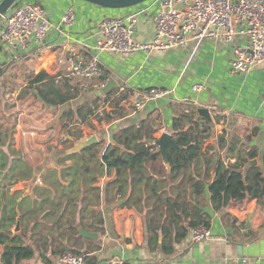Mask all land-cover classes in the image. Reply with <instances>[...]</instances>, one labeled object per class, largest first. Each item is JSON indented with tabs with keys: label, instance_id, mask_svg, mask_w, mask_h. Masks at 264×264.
I'll list each match as a JSON object with an SVG mask.
<instances>
[{
	"label": "crops",
	"instance_id": "obj_1",
	"mask_svg": "<svg viewBox=\"0 0 264 264\" xmlns=\"http://www.w3.org/2000/svg\"><path fill=\"white\" fill-rule=\"evenodd\" d=\"M26 2L41 5L45 9L51 29L41 43H32L26 51L11 54L0 44V69L10 66L15 76L10 81L23 82L32 72L63 76L71 60L83 54L98 59L106 80L100 84H90L89 92L64 106H48L40 99L37 100L39 108L31 110L32 123L26 132L36 133L37 137L29 140L41 145L37 152L42 169L34 180L20 182L16 190L32 194L35 186H44L42 175L47 170L70 168L71 176L64 185L72 191L78 181L80 162L75 156L69 157L71 153L68 151L76 144L96 136V144L101 143L105 151L113 143V136L118 131L138 126L150 115L161 116L162 128L155 135L160 138L166 132L171 134L173 118L185 110H194L199 122L208 121L212 124V135L207 145L218 148L219 137L225 133L226 143L218 148V155L225 162L246 163L248 154L256 149L257 155L252 162L256 161V166L263 167L264 66L258 65L248 73L231 72L230 62L235 58V48L246 44L239 32L233 43H227L222 38L192 39L187 47L174 48L164 54L141 50L129 56H116L97 49L102 21L106 18H127L140 10H146L138 20L136 36L140 43H149L155 35L154 17L160 10L158 5H154V0L137 8L123 10L106 9L83 0H24L21 3ZM69 10L74 13V21L60 26ZM110 79L114 86L111 92L120 91L121 88L132 92L161 88L174 93L169 99L149 103L141 111L134 110L130 99L129 102L121 103L116 110L108 105L105 111L112 119H105L101 123L92 120L94 128L72 125V132L77 135L65 137L61 129L63 114L69 109L77 110L96 96H102L97 93ZM197 85L204 87L198 93L194 90ZM16 103L18 147L25 140L20 131H25L26 127L20 118V105L23 102ZM200 109H206L211 120L202 115ZM59 160L61 164H58ZM115 175V171L106 174L96 186L103 189ZM38 180L42 182L41 185H37ZM123 204L124 201L117 205L103 199L99 209L103 214L105 233H97L99 237L96 241L85 238V241L79 242L83 255L89 259L96 258V262L93 260L91 264H110L113 259H122L131 264H238L244 260L250 264H264V207L261 208L256 201L234 203L221 212L213 213L210 223L213 237L192 243L188 235L182 243L176 245V252L172 256H165L160 248L152 252L149 250L144 217L132 209L122 207ZM226 214L237 218L238 226L246 224L247 228L235 233L224 218ZM251 214L253 217L249 225ZM74 240L62 243L55 241L41 247L33 259L23 264H60L59 255L54 253L64 247L71 249Z\"/></svg>",
	"mask_w": 264,
	"mask_h": 264
},
{
	"label": "trees",
	"instance_id": "obj_2",
	"mask_svg": "<svg viewBox=\"0 0 264 264\" xmlns=\"http://www.w3.org/2000/svg\"><path fill=\"white\" fill-rule=\"evenodd\" d=\"M4 22L3 18L0 29ZM0 71L2 264H23L33 259L41 247L73 239L71 249L64 247L54 254L60 256L70 250L83 255L79 242L86 239L80 235L79 227L100 235L105 233L104 218L99 209L103 199L117 205L124 201L122 207L142 215L146 221L149 250L152 252L160 248L165 256L174 255L176 245L182 243L192 229L210 228L215 212L247 201H256L261 208L264 207V159L262 168L253 165L252 160L257 155L254 149L248 154L246 163L225 162L218 155V148L226 143L225 133L219 137L218 148L207 145L212 135V124L199 122L194 110H185L173 118L171 134L178 146H167L168 162L164 161L160 148L155 144L159 139L155 135L162 128L161 116L150 115L138 126L118 131L105 151L98 143L70 155L80 162L78 181L72 191L64 185L71 176L70 168L47 170L42 175L44 186H35L32 194L16 190L20 182L34 180L42 169L40 163L30 162L22 146L17 147L16 101L23 102L32 97L34 102L40 99L48 106H64L80 99L89 92V88L83 89L80 81L62 75L32 72L23 81L18 99L10 103L5 94L11 90L7 85L15 76L10 66H4ZM105 80L103 73L86 85L89 87ZM132 93L128 89L124 92L114 90L96 96L77 110H67L61 117L63 134L71 138L77 135L72 132V125L94 128L92 120L101 123L112 119L105 108L109 105L119 109L121 103L129 102ZM113 171L116 172L115 178L107 182L103 189L96 186L100 178ZM207 199L210 205H207ZM224 218L235 233L247 228L246 224L238 226V219L230 214ZM43 260L45 262L44 257ZM93 260L95 263L96 258L86 256L88 264Z\"/></svg>",
	"mask_w": 264,
	"mask_h": 264
},
{
	"label": "built area",
	"instance_id": "obj_3",
	"mask_svg": "<svg viewBox=\"0 0 264 264\" xmlns=\"http://www.w3.org/2000/svg\"><path fill=\"white\" fill-rule=\"evenodd\" d=\"M159 13L154 17L155 35L151 42L137 40V24L146 10H140L127 18H106L98 31L97 49L116 56H129L144 50L150 53H167L174 48L187 47L192 39L222 38L233 43L239 34L246 44L235 48V58L230 62L232 73H248L258 65L264 66V0H154ZM0 29V44L12 53L26 51L32 43H41L49 34L51 24L45 9L38 4L26 2L15 6L4 17ZM74 21L72 10L67 11L61 25ZM103 75L97 58L83 54L74 57L64 77L86 83ZM204 87L197 85L198 93ZM125 89L121 88L120 92ZM174 91L161 88L135 90L131 104L135 111L143 110L149 103L169 99ZM22 137H35L33 131H20ZM40 180L37 185H41ZM192 243L212 238L210 228L198 227L189 233ZM60 264H87L86 256L68 250L62 253ZM110 264H125L122 259H113ZM238 264H250L244 260Z\"/></svg>",
	"mask_w": 264,
	"mask_h": 264
},
{
	"label": "water",
	"instance_id": "obj_4",
	"mask_svg": "<svg viewBox=\"0 0 264 264\" xmlns=\"http://www.w3.org/2000/svg\"><path fill=\"white\" fill-rule=\"evenodd\" d=\"M24 0H3L0 3V21L8 14V12L18 3L22 2ZM88 3H91L93 5L106 8V9H112V10H123V9H130V8H137L140 7L146 3H148L151 0H83ZM1 72V71H0ZM113 80L110 79L105 87H103L101 90L98 91V95H105L106 93L111 92L113 89ZM199 112L202 115H205V117L209 120H211L210 116H208V111L206 109H200ZM97 143L96 136H93L89 138L88 140L78 143L75 145L73 149L68 151L73 154H78L81 151H83L85 148L90 147L92 145H95ZM153 143V142H152ZM155 144L160 148V152L164 158L165 162H168L167 157V146L173 145L178 146L177 142L174 140L173 136L166 132L164 133L156 142ZM253 165H256L257 162H252ZM170 167V166H169ZM210 204V200L207 202ZM253 217V214L249 216L248 224L250 225L251 219ZM17 230H19V226L17 227ZM80 235L86 239L96 241L98 240L99 235L97 233L88 232L82 227H79Z\"/></svg>",
	"mask_w": 264,
	"mask_h": 264
},
{
	"label": "rangeland",
	"instance_id": "obj_5",
	"mask_svg": "<svg viewBox=\"0 0 264 264\" xmlns=\"http://www.w3.org/2000/svg\"><path fill=\"white\" fill-rule=\"evenodd\" d=\"M22 85H23V82H17V80L9 82L7 86L9 87V90L10 89L11 90L8 93H6V94H11V95L7 96L5 94V99L7 101H9L10 103H15V101L19 97V94H20L19 89H20V87ZM0 91H2V90H0ZM13 93H14V97L12 96ZM37 108H39V106L37 105L36 101L35 102L33 101L32 97L26 98L23 101V104L20 105V109H21V112H22V115L20 116V118H21V121H22L23 125L26 127L25 131H27L28 125L32 123L31 117H32L33 113H32L31 110L32 109H37ZM37 131H40V130H37ZM62 137H63V135H62ZM29 139H31V137L30 138H29V136L25 137L24 142L21 141L19 146H22L24 148L25 152L27 150L26 153H27V156H28V158H29L31 163H33V164L40 163L41 162L40 155H39V153L37 151H38V149H41V145H40V143L39 144H34V143L30 142ZM60 140H61V138H60ZM16 231H17V228H16ZM0 264H2L1 258H0Z\"/></svg>",
	"mask_w": 264,
	"mask_h": 264
}]
</instances>
